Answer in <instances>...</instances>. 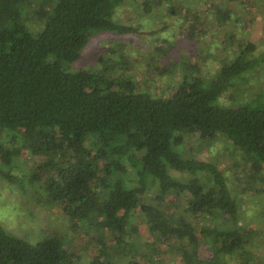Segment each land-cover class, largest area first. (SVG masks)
<instances>
[{"label":"trees","instance_id":"trees-1","mask_svg":"<svg viewBox=\"0 0 264 264\" xmlns=\"http://www.w3.org/2000/svg\"><path fill=\"white\" fill-rule=\"evenodd\" d=\"M126 1L0 0V177L59 207L66 229L111 233L121 255L99 247L82 264H155L150 257L160 246L171 260L158 264H264L255 253L264 236L241 224L236 180L185 145L187 136L202 144L223 140L241 153L251 179L264 183V90L246 95L241 85L263 67L264 53L224 31L230 53L216 73L183 72L166 95L116 75L110 55L99 57V68L71 69L90 36L137 31L116 18ZM200 1L138 4L148 14L153 4H167L168 15L188 21L190 39L205 31L210 13L222 27L240 21L224 0H208L207 9ZM237 3L262 7L264 19V0ZM229 90L231 102L221 103ZM22 152L45 161L18 169ZM208 216L219 221L198 233ZM55 234L32 242L0 224V264H79ZM199 234L211 238L212 255H200Z\"/></svg>","mask_w":264,"mask_h":264},{"label":"rangeland","instance_id":"rangeland-1","mask_svg":"<svg viewBox=\"0 0 264 264\" xmlns=\"http://www.w3.org/2000/svg\"><path fill=\"white\" fill-rule=\"evenodd\" d=\"M185 5H195V0H181ZM238 0H224L227 6L235 8L233 18L240 21L229 26H220L214 13H210V19L204 21L205 31H200L194 39L186 37L188 21L181 15H168V5L153 4L151 12H142L139 0H127L117 11L116 18L120 22L133 26L137 31L127 34H114L107 31L99 32L89 37L88 42L79 50V57L71 65V69L99 68V57L110 55V61L116 62V75L130 76L134 84L139 88H145L156 95H166L171 88L179 82L183 72L189 74H214L220 68L222 61L229 58L230 51L226 44L222 43V32H234L237 37L256 43L255 52L264 53V19L262 7L237 3ZM240 1V0H239ZM243 1V0H242ZM257 3L260 0H256ZM199 2L207 9L208 0ZM196 6V5H195ZM223 30V31H222ZM116 52H111L112 50ZM120 67V68H119ZM188 68V70H187ZM245 88L242 90L247 95L249 92L264 90V65L254 70L241 81ZM231 91L222 94L219 101L224 104L231 102ZM185 145L190 146V155L194 158L216 161L220 167H225L228 178L233 182V195L241 207L242 220L246 230L252 229L264 236V183L253 180L249 176L250 170L241 158V153L232 150L223 140L215 143L202 144L192 136H187ZM45 161L44 157L32 155L29 152L20 154L18 169H28ZM10 169V168H6ZM18 169H11L13 174ZM42 172H44L42 170ZM180 180L184 176L175 173ZM41 179L47 178V173H41ZM29 189V188H28ZM28 191H22L8 178L0 177V224L15 235L36 241L41 235L58 233L65 241V247L76 256L79 264L92 258L99 247H106L118 254L114 246L111 233L107 229L86 231L79 227L76 232L66 229L65 219L59 207L50 202H44L42 195ZM173 195H168V199ZM137 214V213H135ZM215 220L208 216L207 220H200L197 224V232L202 229H211ZM141 233L145 232L142 218L137 220ZM55 234V235H56ZM200 236V255L208 257L212 243L209 236ZM160 253H154L150 259L158 264L171 258H167L159 247ZM255 253L264 259V247L257 246ZM137 261L142 263L141 252L136 250ZM172 263V262H171ZM170 263V264H171ZM172 264H175L174 262Z\"/></svg>","mask_w":264,"mask_h":264}]
</instances>
